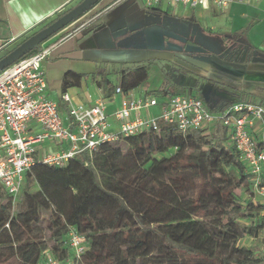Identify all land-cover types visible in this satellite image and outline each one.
I'll use <instances>...</instances> for the list:
<instances>
[{"label":"trees","instance_id":"trees-1","mask_svg":"<svg viewBox=\"0 0 264 264\" xmlns=\"http://www.w3.org/2000/svg\"><path fill=\"white\" fill-rule=\"evenodd\" d=\"M248 30L221 39L236 44L237 51L264 54L245 40ZM156 62L150 59L123 65L118 71L119 84L102 77L98 85L104 97L111 98L118 86L127 92L148 82ZM84 78L82 73L67 71L62 93L80 86ZM150 93L161 98L192 94L206 102L193 89L169 79ZM237 93L238 100L264 104L262 98ZM231 104L226 102L220 109ZM208 130L211 134L206 136ZM255 139L264 149V129ZM71 162L91 172L84 183L83 194L87 197L91 193L85 208L78 206L82 196L74 193L83 184L45 178L41 188L32 191L37 173L53 166L38 165L28 172L15 203L0 183V264L11 256L21 264H38L46 250L65 261L72 255V229L87 239L88 250L79 264H264V257L254 248L239 244L242 238L259 237L264 231V202L253 190L228 126L217 122L210 128L184 133L161 120L156 130L102 143L96 151H84ZM52 184L60 185L58 195L50 188ZM243 187L257 203H241L236 190ZM64 192L70 195L69 205L57 200Z\"/></svg>","mask_w":264,"mask_h":264},{"label":"crops","instance_id":"crops-1","mask_svg":"<svg viewBox=\"0 0 264 264\" xmlns=\"http://www.w3.org/2000/svg\"><path fill=\"white\" fill-rule=\"evenodd\" d=\"M80 1L0 0V58L24 37ZM220 12L224 14L220 15ZM237 19L238 30H234ZM86 20L88 23L84 27L77 28L80 22ZM208 20L211 23L216 20L225 28H220V32L215 31L219 29L215 24L203 28L204 32L196 28V23ZM245 22L248 26H243ZM254 25L261 26L263 30L260 34L264 40V1H236L228 8L221 9L213 3L207 8H193L162 1L154 7H147L145 0H100L88 12L48 39L56 41L51 55L43 62L49 97L59 101L65 73L75 71L84 74L85 78L80 86H74L67 92L76 101L93 103L103 95V89L98 85L102 77L111 79L112 74H117L120 78L118 71L123 65L156 59L157 62L150 69V77L153 67L158 68L162 73L158 85L151 89L149 78L140 86L141 90H138L139 87L133 90L134 95H154L150 91L169 79L180 87L193 89V92L202 95L213 112L220 111V106L226 102L237 101L240 98L236 94L238 91L264 99V58H254L257 53H248L247 49H243L238 51V55H251L253 58L237 61L223 59V52L214 51L209 58L198 60L203 64L197 67L193 58L196 49L209 52L199 43V39L213 40L211 35L215 34L220 35L219 38L228 33L234 35ZM207 31L211 37L205 34ZM194 34L195 40L192 39ZM245 40L264 50V45L256 46L247 37ZM259 55L264 57V54ZM196 71L218 84L208 81L202 86L193 77ZM57 87L58 97H54L53 91ZM166 99L168 97L159 98L161 102ZM107 100L108 110L112 112L120 103L121 95L114 93ZM160 110V106H155L150 112L159 115ZM112 129H117L115 123ZM262 131L263 123L259 122L253 134L259 135Z\"/></svg>","mask_w":264,"mask_h":264},{"label":"built area","instance_id":"built-area-1","mask_svg":"<svg viewBox=\"0 0 264 264\" xmlns=\"http://www.w3.org/2000/svg\"><path fill=\"white\" fill-rule=\"evenodd\" d=\"M162 1L193 8H207L213 3L226 9L243 0H145V3L154 7ZM87 23L82 21L77 28ZM55 45L56 41H44L33 53L0 71V183L14 203L21 194L26 174L36 166H65L84 151L90 154L96 151L102 143L156 130L161 120L175 124L184 133L217 122L228 126L253 181V190L264 202V149L259 148L253 134L259 122L264 129V104L241 99L213 112L196 95L176 94L161 102L156 95L136 96L133 90L125 92L120 86L115 94L121 95V101L112 112L104 95L86 104L64 92L57 101L49 97L43 68ZM155 106H160L159 115L150 112ZM113 123L117 129H112ZM69 245L72 255L67 260L61 261L46 250L38 264H79L88 250L86 237L72 229Z\"/></svg>","mask_w":264,"mask_h":264},{"label":"rangeland","instance_id":"rangeland-1","mask_svg":"<svg viewBox=\"0 0 264 264\" xmlns=\"http://www.w3.org/2000/svg\"><path fill=\"white\" fill-rule=\"evenodd\" d=\"M224 14V12H220V15ZM237 24L234 27V30H238V19H237ZM212 24H215L217 26V28L215 31L220 32V28H225L224 26H222L221 23H218L215 20V23H211L210 20L208 21H202L201 23H196V28H198V30H201L203 28H207V26H212ZM232 25V24H231ZM222 26V27H221ZM229 26V25H228ZM233 26V25H232ZM243 26H248L247 22H245L243 24ZM261 26H257L254 25V27H250L248 32H246L245 38L247 37L248 39H252L253 44H256V46H263L264 45V40H263V36L260 34ZM229 30V29H227ZM202 32H204V29L201 30ZM225 31V30H224ZM228 32V31H226ZM214 33V32H213ZM206 35L210 36L211 34L205 33ZM227 34V33H225ZM233 34L228 33V35H226L227 37H232ZM214 39L213 40H207V39H199V43L202 46H205L206 50H208L209 52H205L204 49L203 50H198L196 49V52H194L193 58L195 59V66L197 67L198 64H203L201 62H198V60H203L206 58H209L212 55V52H218L219 50L221 52H223L221 54V58L223 59H230V60H246L248 58H253L251 57V55H246V56H242L241 54L238 55V51L236 50L237 45L236 44H226L221 38H219L220 35L215 34L214 36L211 35ZM210 36V37H211ZM196 35L194 34L192 39H196L195 38ZM216 37H218V39H216ZM47 41V40H46ZM254 46V45H252ZM238 49V48H237ZM219 51V53H220ZM258 57V55H255V57ZM260 58H264L261 55H259ZM158 68L153 67L152 71H151V77L149 80V87L151 89H154L159 81H160V77H161V72L160 70H157ZM193 77L196 79V81H198L202 86L204 85V83L206 84L208 82L207 80V76L205 75H201L200 73H194ZM111 79L115 84H119L120 82V78L117 74H112L111 75ZM220 86V85H219ZM221 87V86H220ZM59 87H57V89H55L53 92L54 97H58V89ZM141 90L142 87H139ZM194 93H196V91H194ZM161 98V97H159ZM258 99H260L259 97H256ZM211 134V132L208 130L205 132L206 136H209ZM158 157H156L157 159ZM88 177H91V172L83 165L77 163V162H70L69 164L65 165V166H56V167H45L42 170H40L37 173L36 176V184L33 185L32 187V191H37L39 188H41L42 186V180L44 181L45 178H55L58 182H64V183H69L71 182H76L77 184L79 183L80 185L83 184V187H80L79 190H75V194L82 196L81 199L78 201V206L80 208H85L88 203H89V198L91 197V193H88V196L86 197L83 193L86 192V186H85V180L88 179ZM82 181V182H80ZM60 186V185H59ZM58 185L52 184L50 186L51 189H54V193L56 195H58V193H60L61 188ZM236 194L239 196L241 203H243L244 205L249 202V201H254V203H257V198H254V196L251 195V193L246 190L244 187L237 189L236 190ZM97 194L93 193V196L95 197ZM68 196H70L68 193L64 192L62 194H60V196H57V200L60 202H64V203H68L67 199ZM69 205V203L67 204ZM241 221L246 222V223H250L249 220L246 219H242ZM240 245H244V246H248V247H252L256 250L257 254L260 256L264 257V231L260 234L259 237H252V236H246L244 238H242L240 240ZM5 264H21L19 262V260L17 259L16 256H11L7 262Z\"/></svg>","mask_w":264,"mask_h":264},{"label":"water","instance_id":"water-1","mask_svg":"<svg viewBox=\"0 0 264 264\" xmlns=\"http://www.w3.org/2000/svg\"><path fill=\"white\" fill-rule=\"evenodd\" d=\"M100 0H82L67 10L49 25L39 29L34 34L23 40L14 49L0 58V71L14 63L16 60L38 48L41 43L65 28L67 25L84 15Z\"/></svg>","mask_w":264,"mask_h":264}]
</instances>
